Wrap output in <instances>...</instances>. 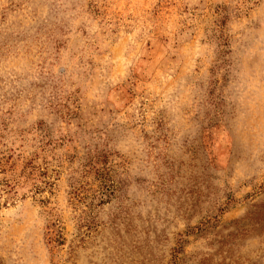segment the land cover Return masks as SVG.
Returning <instances> with one entry per match:
<instances>
[{"label":"rangeland","instance_id":"rangeland-1","mask_svg":"<svg viewBox=\"0 0 264 264\" xmlns=\"http://www.w3.org/2000/svg\"><path fill=\"white\" fill-rule=\"evenodd\" d=\"M261 204L264 0H0V264H264Z\"/></svg>","mask_w":264,"mask_h":264},{"label":"trees","instance_id":"trees-1","mask_svg":"<svg viewBox=\"0 0 264 264\" xmlns=\"http://www.w3.org/2000/svg\"><path fill=\"white\" fill-rule=\"evenodd\" d=\"M249 219H253L257 224L261 222L259 225L264 226V204L259 205L249 216Z\"/></svg>","mask_w":264,"mask_h":264}]
</instances>
